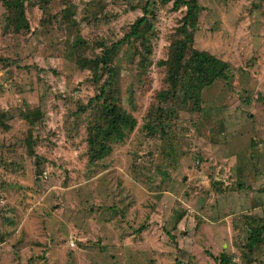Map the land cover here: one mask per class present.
<instances>
[{
	"label": "rangeland",
	"instance_id": "rangeland-1",
	"mask_svg": "<svg viewBox=\"0 0 264 264\" xmlns=\"http://www.w3.org/2000/svg\"><path fill=\"white\" fill-rule=\"evenodd\" d=\"M165 1L24 0L18 28L0 0V264H264V0H185L201 9L175 86L186 7ZM192 52L229 76L195 109ZM107 108L133 131L97 160Z\"/></svg>",
	"mask_w": 264,
	"mask_h": 264
},
{
	"label": "trees",
	"instance_id": "trees-1",
	"mask_svg": "<svg viewBox=\"0 0 264 264\" xmlns=\"http://www.w3.org/2000/svg\"><path fill=\"white\" fill-rule=\"evenodd\" d=\"M172 0H168L165 2H169ZM2 2L7 6L11 7L13 11L15 12V18L16 23H18L20 28L27 27L26 26V18L24 13V0H14V1H8V0H2ZM182 7H186V13L182 19V26L181 31L184 36V40L177 43L176 46L173 47V51L170 54V62L169 64L174 67V72L172 73L173 79L170 81L172 85H176L178 81L180 80L182 74L185 72L183 71V56L185 52L188 50V45H192L193 43V34H189V29L194 26L195 23H190L189 21L192 19L193 15L196 12H199L201 9L198 2L194 1L193 4L187 3L185 0H173V9L178 10ZM146 21V17H141L136 20V22L131 26V31L129 34H127L122 40L114 43L111 47V49H108L105 51L104 55L101 57L102 62L99 60L94 61H82L80 62L81 67L89 66V68H97L100 66L101 63L102 67L105 68L107 61L111 54L115 51L117 46L123 42V40H129L131 38H138L141 37V32H139L138 28L141 27ZM196 22V21H195ZM191 56L193 57V60L196 61L195 64L199 65L195 69L196 73L194 74V77L196 76L197 79L194 78L193 82L191 83H182L185 85H182L181 87V93H182V105L185 106L187 102H191L192 108L195 109V107L199 108V105L201 103V93L203 91L204 87H208L215 80L222 79L224 81H229L228 76V66L226 63L219 61L215 57L210 56L207 53H198V52H192ZM199 77V78H198ZM110 81V82H109ZM111 84V79L108 80L105 85L101 88L100 94L96 97H93L90 101L88 106H91L95 101H102L104 100L105 95V87L107 85ZM107 104V101H104L102 106H105ZM183 106V107H184ZM185 108V107H184ZM108 109V108H107ZM105 111L104 114L101 115V119L103 121L104 129L96 128V137L94 141H90V145H92V148L90 149V152L92 154L94 153V158L99 160L102 159L103 156L110 153V144L113 141H121L124 139L125 136V130L127 132L133 131V125L129 124L130 122L129 117L121 111H116L114 109H108V111ZM36 114H39L38 111L34 112ZM117 117V119H115ZM98 131V132H97ZM109 143V145L107 144ZM29 154V153H28ZM32 155V151H30V154ZM255 230V229H254ZM257 231L252 232L250 237V244L249 247H256L261 242V235L264 233V226L259 227L256 229ZM229 258L226 256L221 255L220 259L218 260L217 264H228Z\"/></svg>",
	"mask_w": 264,
	"mask_h": 264
},
{
	"label": "crops",
	"instance_id": "crops-1",
	"mask_svg": "<svg viewBox=\"0 0 264 264\" xmlns=\"http://www.w3.org/2000/svg\"><path fill=\"white\" fill-rule=\"evenodd\" d=\"M211 175V174H210ZM203 178V177H202ZM238 205H241L240 203ZM230 218V217H229ZM224 219H228V218H222V221H224ZM215 226V229H217V233L218 234H225V230L226 228H228L229 223L226 222V225L225 224H221V225H217V224H214ZM231 227V226H230ZM197 238V237H196Z\"/></svg>",
	"mask_w": 264,
	"mask_h": 264
}]
</instances>
